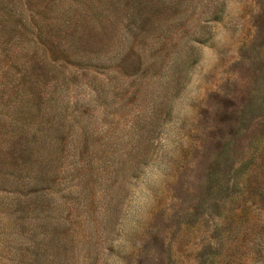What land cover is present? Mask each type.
<instances>
[{
    "label": "rangeland",
    "instance_id": "1",
    "mask_svg": "<svg viewBox=\"0 0 264 264\" xmlns=\"http://www.w3.org/2000/svg\"><path fill=\"white\" fill-rule=\"evenodd\" d=\"M0 264H264V0H0Z\"/></svg>",
    "mask_w": 264,
    "mask_h": 264
}]
</instances>
